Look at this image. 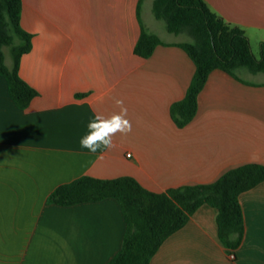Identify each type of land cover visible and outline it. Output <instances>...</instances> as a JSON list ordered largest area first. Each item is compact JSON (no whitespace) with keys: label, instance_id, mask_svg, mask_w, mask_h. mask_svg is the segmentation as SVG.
<instances>
[{"label":"crops","instance_id":"1","mask_svg":"<svg viewBox=\"0 0 264 264\" xmlns=\"http://www.w3.org/2000/svg\"><path fill=\"white\" fill-rule=\"evenodd\" d=\"M204 1L260 51L264 0ZM152 3L21 0L31 48L19 75L37 95L19 108L0 75V264H107L120 251L126 221L115 199L48 202L56 187L78 177L128 176L162 193L212 183L244 164L264 165V72L212 70L194 117L178 125L171 107L184 98L196 67L179 45L185 40L158 23ZM142 29L161 40L147 57L134 53ZM4 63L11 67L12 58ZM117 100L131 132L89 153L80 146L88 123L118 113ZM239 202L244 233L235 251L218 237L217 209L203 204L149 264H264V181Z\"/></svg>","mask_w":264,"mask_h":264},{"label":"trees","instance_id":"2","mask_svg":"<svg viewBox=\"0 0 264 264\" xmlns=\"http://www.w3.org/2000/svg\"><path fill=\"white\" fill-rule=\"evenodd\" d=\"M152 11L169 33L190 38L179 45L196 70L184 98L171 107L178 125L194 117L197 95L212 70L221 69L236 77L243 70L264 72V43L256 57L244 31L212 11L204 0H153ZM20 13L21 0H0V75L6 79L16 105L24 109L37 92L19 75L20 58L31 48V35L21 27ZM160 43L158 36L142 29L134 53L147 57ZM4 46H11V67L4 63ZM261 181L264 165L257 163L230 169L212 183L162 193L149 191L128 176L100 179L85 175L56 187L48 202L69 206L115 199L124 213L126 232L120 251L107 264H149L164 240L203 204L217 209L218 237L224 247L235 251L244 233L239 195Z\"/></svg>","mask_w":264,"mask_h":264},{"label":"clouds","instance_id":"3","mask_svg":"<svg viewBox=\"0 0 264 264\" xmlns=\"http://www.w3.org/2000/svg\"><path fill=\"white\" fill-rule=\"evenodd\" d=\"M116 106L120 109L118 113H113L108 117L102 115L95 116L87 125L88 131L81 138L80 146L91 154H96L114 146L113 137L117 133L127 135L131 132V122L127 119V108L122 100L116 101Z\"/></svg>","mask_w":264,"mask_h":264},{"label":"rangeland","instance_id":"4","mask_svg":"<svg viewBox=\"0 0 264 264\" xmlns=\"http://www.w3.org/2000/svg\"><path fill=\"white\" fill-rule=\"evenodd\" d=\"M158 21H159L158 23L160 25H164L165 24L162 20H158ZM178 37H180L182 40H185V41H189L190 40V38L187 35H184V34H181ZM14 42L16 43L17 40L15 39ZM250 45H251V49H252L253 54L256 57H259V47L254 42L251 43ZM2 49H3V52H4V60H5V62H7L8 64H10L9 62H10V60L12 58V55H11V46H4ZM238 73H240L241 75L245 76L247 72L246 71H242V72H238Z\"/></svg>","mask_w":264,"mask_h":264},{"label":"built area","instance_id":"5","mask_svg":"<svg viewBox=\"0 0 264 264\" xmlns=\"http://www.w3.org/2000/svg\"><path fill=\"white\" fill-rule=\"evenodd\" d=\"M127 156H130L129 154H127Z\"/></svg>","mask_w":264,"mask_h":264}]
</instances>
